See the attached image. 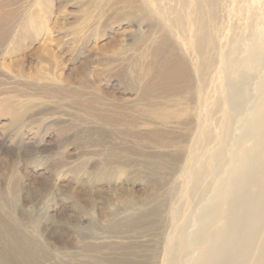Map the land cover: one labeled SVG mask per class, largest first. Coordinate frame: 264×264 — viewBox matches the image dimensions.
Here are the masks:
<instances>
[{
	"label": "rangeland",
	"instance_id": "obj_1",
	"mask_svg": "<svg viewBox=\"0 0 264 264\" xmlns=\"http://www.w3.org/2000/svg\"><path fill=\"white\" fill-rule=\"evenodd\" d=\"M165 57L186 63L190 91L139 96L147 66ZM46 84L115 99L123 119L97 120L65 93L33 95ZM31 95L37 106L16 121L2 109ZM263 101L264 0H0V264L17 256L4 222L43 247L46 264H195L201 220L242 178L239 158H259L264 180ZM177 102L186 113L161 125L152 106Z\"/></svg>",
	"mask_w": 264,
	"mask_h": 264
},
{
	"label": "bare ground",
	"instance_id": "obj_2",
	"mask_svg": "<svg viewBox=\"0 0 264 264\" xmlns=\"http://www.w3.org/2000/svg\"><path fill=\"white\" fill-rule=\"evenodd\" d=\"M125 1H132V0H124V2ZM168 42L170 41L167 40L166 36L161 37L159 40L156 41L155 48H153L154 51H152V55H153L152 59H154L155 57L154 60H156V57L161 56L162 49L168 44ZM91 53L92 52H90V54ZM162 56L164 55L162 54ZM171 59L172 58L167 59L165 57L163 64L160 63L161 66L158 67L157 65V68L154 65L155 62L154 63L152 62L150 66H147L149 67L147 70V75L153 73V79L150 80L151 81L150 83L146 82L143 85L141 84L142 85L141 90L140 93H138L139 96L142 95L146 98L152 96L155 99V98H160L162 96V95L160 96V94H163V96L172 95L180 99V96L183 93H187L190 91V85L186 83L187 81L185 82V79L189 75L188 66L180 57L174 58L175 60H171ZM3 61L2 64L6 65ZM147 67H144V70ZM22 74H20V76ZM63 75H64L63 72L56 74V79L59 81V83L61 82L60 84H65V82L67 81L66 77L65 76L63 77ZM85 75H90V74H85ZM145 75L146 74H144V76ZM90 77L91 78L89 79L88 83H86L87 84L86 86H89L91 88L96 87L95 90L98 89L99 92L104 94L106 97L114 96L112 93H109L101 85H97L92 75H90ZM84 79L86 80V78ZM80 90L81 89H79V91L76 90L77 92H75L73 90H69L64 87L57 88L54 85L49 86L46 84V86L36 89L35 94L33 95L35 96L38 95L39 97L41 96L43 99L46 98V95L54 96L55 94L57 95L58 93L59 94L63 93L64 95L65 93V97L68 96L75 98L76 101H73L74 102L73 105L78 107L79 108L78 110L82 109L85 111L86 110L89 111L90 113H92V115L95 118H97V120L103 121L105 123L107 122L117 123V121L123 119L120 118L122 117V115H119L117 112H112V109L109 108V106L117 103L115 102V99L113 100L109 99L108 101H104L105 99L99 96L97 100L95 99L96 101L92 99L91 100L86 99L88 95L85 97L84 95L79 93ZM156 90L157 92H155ZM67 92L68 95H66ZM85 92L86 90L83 93ZM24 96L25 95H23V97ZM32 97L33 98L31 97L28 98L27 102H25V100H22L23 102H21L22 103L21 107L20 106L17 107L15 103H14L15 105H12L9 102H5V103H9L7 104L6 107H8V105L9 107L10 106L11 107L10 108L2 107V109H4L5 111L9 109L12 115L11 117L14 119L13 121H16L19 117L24 116L29 109H33L37 106V104H35L37 103V101H35L34 96ZM89 97L90 96H88V98ZM149 99L150 98H148L147 100ZM179 99H176V101L177 100L180 101ZM3 102H0V106H3L5 104ZM119 106L120 108L123 107V106L121 107V105ZM124 106H128V105H124ZM155 106L156 107H154V105L152 106L153 107L152 112L159 120L161 125H168V121L172 124L178 123L177 120L180 119L179 116H182V114L188 109L187 106L177 107L179 106V102H177L175 105L177 108H175L174 106L172 107L171 104L169 105L166 103H159L156 104ZM113 107L115 108V106ZM44 112H45L44 114L47 113V111ZM258 117L264 120V101L262 102V108L261 107L258 108ZM128 118L129 116L127 117V119ZM172 118L174 119L173 122L170 121V119ZM145 124L148 125L149 123H145ZM262 127L263 128L261 134H259V137L257 139L258 151L264 150V126ZM155 142L157 141L155 140ZM256 154H258V152ZM238 162L240 164L238 168V172L239 174L242 175V178L238 181L229 183L228 188H226L224 191H222L219 194L218 201L216 202V204L212 207V209L208 212V214L204 217V219L201 220L202 222H201V235L199 239V246L202 247V251H201V256L199 255V258L195 264H264V192L251 201L246 199V195L251 188H255V187H258L260 189L264 188V180L253 176L254 172L258 170L260 167H262V162L259 160V158L255 160L252 159L251 161L249 158H239ZM221 216H226L225 218H227L228 220L226 226H222L217 230L213 231L211 229V223ZM3 227L7 230L9 239L12 245L14 246L13 250L15 252V256L17 255L15 259L16 260L15 264H46V262L48 261L52 263L51 262L52 257H50L47 254L46 250H44L43 247H40L32 238H30L29 235H27L23 229L17 228V226H15L14 223L5 224V222L3 224Z\"/></svg>",
	"mask_w": 264,
	"mask_h": 264
}]
</instances>
